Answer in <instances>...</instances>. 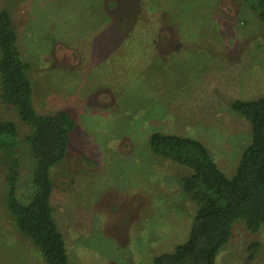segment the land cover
I'll return each mask as SVG.
<instances>
[{
  "label": "rangeland",
  "instance_id": "rangeland-1",
  "mask_svg": "<svg viewBox=\"0 0 264 264\" xmlns=\"http://www.w3.org/2000/svg\"><path fill=\"white\" fill-rule=\"evenodd\" d=\"M30 62L33 104L76 120L51 170L54 217L70 264H151L187 238L195 204L184 167L153 155V131L202 141L232 175L250 141L234 98L264 95V25L240 0H0ZM0 117L29 128L0 102ZM17 193L30 194L34 158L17 146ZM0 154V264H44L6 209ZM258 243L250 256L248 246ZM216 264H264V226L236 223Z\"/></svg>",
  "mask_w": 264,
  "mask_h": 264
},
{
  "label": "trees",
  "instance_id": "trees-1",
  "mask_svg": "<svg viewBox=\"0 0 264 264\" xmlns=\"http://www.w3.org/2000/svg\"><path fill=\"white\" fill-rule=\"evenodd\" d=\"M240 1L264 25V0ZM30 68L17 43L13 15L0 8V102L13 108L29 128L21 135L13 120L0 117V154L10 160L5 175L6 209L15 228L38 248L44 264H70L51 203V170L65 159L76 120L66 109L48 113L36 110ZM229 104L250 125V141L230 176L218 167L199 139L162 131L149 135L148 149L153 155L187 170L179 186L196 206L186 240L154 254L151 264H216V256L236 223H243L251 233L264 226V95L249 100L234 98ZM20 144L34 158L31 191L25 197L17 193ZM257 249L258 243L251 242L250 256Z\"/></svg>",
  "mask_w": 264,
  "mask_h": 264
}]
</instances>
